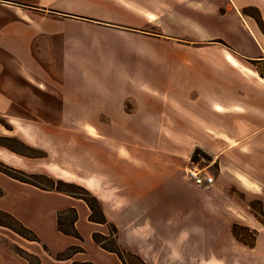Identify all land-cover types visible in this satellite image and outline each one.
<instances>
[{
  "label": "crops",
  "instance_id": "0c3cea01",
  "mask_svg": "<svg viewBox=\"0 0 264 264\" xmlns=\"http://www.w3.org/2000/svg\"><path fill=\"white\" fill-rule=\"evenodd\" d=\"M249 8L264 26V0H0V118L46 154L0 146V163L86 188L145 264H264L251 204L264 216V31ZM195 150L210 185L186 175ZM68 209L81 239L58 230ZM0 210L38 237L0 226V264H32L17 249L36 264H122L93 240L109 228L82 199L0 172ZM70 247L83 251L57 259Z\"/></svg>",
  "mask_w": 264,
  "mask_h": 264
},
{
  "label": "trees",
  "instance_id": "16d2710c",
  "mask_svg": "<svg viewBox=\"0 0 264 264\" xmlns=\"http://www.w3.org/2000/svg\"><path fill=\"white\" fill-rule=\"evenodd\" d=\"M247 14H251L255 16L261 30L264 31L263 23L260 20L259 12L255 8H249L245 10ZM0 123L5 126L8 130H11V127L4 123V120L0 118ZM0 146L3 148L8 149L9 151L29 157V158H41L45 157V152L33 148L20 139L16 137H6L0 135ZM200 154L204 158H207V155L200 152L199 150H195L192 156V160L195 161L197 159L196 155ZM0 172L4 173L5 175L23 182L28 183L33 186H36L40 189L44 190H56L58 192L65 193L67 195L82 199L88 205L90 209V216L89 220L99 224H106L109 228L108 235H102L100 233H94L92 238L102 249L114 253L118 256L122 264H145V262L133 252L125 249L124 247L120 246L117 242V229L113 224H108L101 207V203L99 200L86 188L74 184L65 182L62 180H55L50 178L46 175H36V174H27L21 170L15 169L13 167L7 166L3 163H0ZM259 210H256L255 215L258 219L264 224V216L260 207ZM77 220V212L75 209H68L62 212H59L57 215V226L58 230L69 236H73L77 239H81V236L78 234L75 228V222ZM0 226L7 227L20 236L31 240L37 241L38 237L27 227H25L21 222H19L15 217L12 215L3 212L0 210ZM232 233L237 240L241 243L252 247L255 244L256 240V231L252 230L248 227L241 226V225H233ZM83 251L80 247H70L63 253H59L56 257L59 260L69 259L71 255L77 252ZM17 252L26 258L30 263L36 264L39 260L28 254L20 249H17ZM73 264H93L90 262L86 263H73Z\"/></svg>",
  "mask_w": 264,
  "mask_h": 264
},
{
  "label": "rangeland",
  "instance_id": "374dc122",
  "mask_svg": "<svg viewBox=\"0 0 264 264\" xmlns=\"http://www.w3.org/2000/svg\"><path fill=\"white\" fill-rule=\"evenodd\" d=\"M14 120V121H13ZM12 121L11 120H8L9 123H11L14 127H16V129H18V131H20V129H22L21 127V123H22V120L21 119H13ZM7 121V120H6ZM5 124H7L8 122H5ZM51 122H48V125L47 126H51L50 125ZM8 125V124H7ZM51 129V128H49ZM7 128H5V126L3 124L0 123V131H1V136H6V137H11L9 135H11V133L9 132L10 130H8ZM17 135H19L18 133H16ZM200 152H202L201 150H199ZM204 153V152H202ZM205 154V153H204ZM206 155V154H205ZM197 159L195 161L192 160L191 158V162L189 164L190 165H193V164H197L199 167H209V157L207 156L208 159L204 158L202 155L200 154H197L196 155ZM214 168V166H210L208 168V170H212ZM191 183H193L191 180H189ZM194 185H196L195 183H193ZM259 202H257V200H252L251 201V204H252V207L255 209V210H259Z\"/></svg>",
  "mask_w": 264,
  "mask_h": 264
},
{
  "label": "built area",
  "instance_id": "2783aa9c",
  "mask_svg": "<svg viewBox=\"0 0 264 264\" xmlns=\"http://www.w3.org/2000/svg\"><path fill=\"white\" fill-rule=\"evenodd\" d=\"M185 172L188 179L198 186L210 185L214 181L207 167H199L197 164H193L188 166Z\"/></svg>",
  "mask_w": 264,
  "mask_h": 264
}]
</instances>
